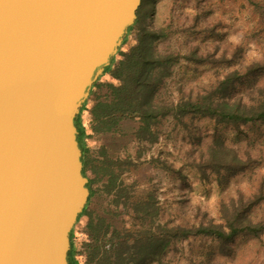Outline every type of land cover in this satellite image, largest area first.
I'll use <instances>...</instances> for the list:
<instances>
[{
    "label": "rangeland",
    "instance_id": "obj_1",
    "mask_svg": "<svg viewBox=\"0 0 264 264\" xmlns=\"http://www.w3.org/2000/svg\"><path fill=\"white\" fill-rule=\"evenodd\" d=\"M136 15L125 34V43L113 55L109 72L100 74L91 85L86 98L88 107L98 97H104L108 84L116 83L110 71L137 44L142 28L157 32V51H173L179 56L160 90L164 97L168 94L177 100L179 96L203 94L226 73L234 69L244 71L252 62L263 67L262 76L256 77L254 85L264 82V0H141ZM250 82L252 74H243L235 94L255 96L257 91L251 92ZM138 124L137 121L136 127ZM127 126V122L123 123L124 130ZM130 126L132 129V122ZM244 128L250 131V144L242 135L241 141L233 139L230 126L214 127L213 121L206 117L197 115L179 122L173 117H159L152 125L157 135L154 143L131 141L135 162L131 160L130 172L125 166L122 172L115 166L114 173L118 176L114 182L117 188H123L125 195L121 199L115 186L110 189L104 185L106 179L96 175L95 163L85 155L83 173L94 191L89 209L95 215L111 219L117 227L137 228L140 225L137 213H143L151 201L153 204L154 197L157 223L220 222L222 201L237 199L241 194L248 196L249 192L261 191L264 195V129L261 131L253 122ZM211 133L220 134L227 144H235L242 157L244 150H248L252 158L243 171L228 176L229 182L218 183L219 174L214 172L203 177L194 165L204 157ZM119 138L121 144L125 142ZM250 214L254 220H264V197L256 202ZM231 244L230 251H226L213 239L191 236L177 241L176 250L159 261L143 264H264V234L255 238L239 235Z\"/></svg>",
    "mask_w": 264,
    "mask_h": 264
},
{
    "label": "water",
    "instance_id": "obj_2",
    "mask_svg": "<svg viewBox=\"0 0 264 264\" xmlns=\"http://www.w3.org/2000/svg\"><path fill=\"white\" fill-rule=\"evenodd\" d=\"M141 0H0V264H69L89 195L74 118Z\"/></svg>",
    "mask_w": 264,
    "mask_h": 264
},
{
    "label": "trees",
    "instance_id": "obj_3",
    "mask_svg": "<svg viewBox=\"0 0 264 264\" xmlns=\"http://www.w3.org/2000/svg\"><path fill=\"white\" fill-rule=\"evenodd\" d=\"M129 29L130 26L127 32ZM157 38V32L142 28L138 34L137 44L130 47L120 64L110 71L116 83L108 84L104 97L102 99L98 97L91 107L87 106V99L82 104L74 118V123L78 130L77 141L82 151L83 165L85 164L83 155L85 131L81 118L86 109L90 111L95 129L104 131L113 129L120 133L125 140L126 151L129 141L134 142V138L135 141L149 143L157 140L156 130L152 129V125L157 123L159 117L165 119L173 117L177 122L197 115L206 117L213 121L214 127L230 126L234 133L233 139L241 141L246 137L248 144L252 138L248 137L251 135L249 129L244 128L247 123L253 122L261 131L264 129V82L254 85L256 77L262 76L260 72L263 69L262 64L252 62L244 71L234 69L206 89L205 93L196 96L191 94L179 96L177 100H173L168 94L164 97L160 90L165 85L166 78L171 75L179 56L173 51H157L155 48ZM125 40L126 36L121 45ZM113 59L114 56L104 67L102 74L109 72ZM243 74H252L253 82H250L249 86L251 92L257 91L255 96L246 98L235 94ZM137 121L139 124L136 127ZM125 122L128 126L124 130ZM255 136L258 137V134ZM204 150V157L194 165L199 175L203 177L213 172L219 174L216 178L218 183L229 182L228 176L243 171L252 160L248 150H244L242 157L235 144L225 143L223 137L217 133H211ZM125 158L127 160L114 163L121 172L122 166L128 168L132 164V157L130 161ZM117 176L115 173L111 174L113 183H110L109 188L115 186L116 193L121 199L125 195L122 193L123 188H117L114 182ZM86 186H89V182ZM249 193L248 196L241 194L237 199L222 201L219 208L220 222L207 220L199 221L195 225L157 223L154 197L153 204L151 201L150 205H145L143 213H137V218L140 220L137 228H120L100 221L99 225L104 228V233L109 232V245L104 249L105 254L98 259V263L143 264L159 261L166 253L176 250L177 241L191 236L213 239L222 249L230 251L231 242L239 235L255 238L264 234V220H254L250 214L252 207L264 195L261 191L259 194ZM136 209L141 207L138 206ZM100 249L101 245L98 241L90 244L92 255L97 256ZM69 253L70 251H68V260H70Z\"/></svg>",
    "mask_w": 264,
    "mask_h": 264
},
{
    "label": "crops",
    "instance_id": "obj_4",
    "mask_svg": "<svg viewBox=\"0 0 264 264\" xmlns=\"http://www.w3.org/2000/svg\"><path fill=\"white\" fill-rule=\"evenodd\" d=\"M81 122L85 131L83 155H86L87 158H90L95 163L99 171H97L96 175L105 178L106 182H104V185L109 187L111 174L117 170L114 163L122 161L123 157H127L129 161L132 157L135 162V150L131 155L129 141L126 151L125 142L120 143L118 131L113 129L109 131L95 129V124L92 122V116L88 109L82 114ZM135 142L134 139V144ZM111 165L114 166L110 167ZM128 172H130V167H128ZM93 194L94 191L90 188L89 198L80 212L81 215L79 216L78 214L76 222L70 231L69 264H99L98 259L105 254L104 249L109 245V232L104 233V228L99 223L100 221H104L105 224L115 225V223L111 219L95 215L93 209H89L90 199ZM97 241L101 245V249L99 254L94 256L90 250V244Z\"/></svg>",
    "mask_w": 264,
    "mask_h": 264
},
{
    "label": "flooded vegetation",
    "instance_id": "obj_5",
    "mask_svg": "<svg viewBox=\"0 0 264 264\" xmlns=\"http://www.w3.org/2000/svg\"><path fill=\"white\" fill-rule=\"evenodd\" d=\"M91 90V89H90ZM90 90H89V94H90ZM88 94V95H89ZM88 183V182H87ZM88 188H89V194H90V187L88 186ZM88 198H89V195H88ZM68 256V255H67ZM68 259V258H67ZM68 263H70V260H68Z\"/></svg>",
    "mask_w": 264,
    "mask_h": 264
}]
</instances>
